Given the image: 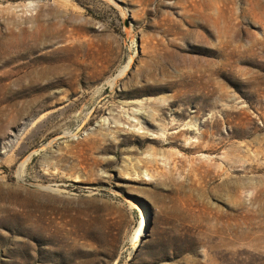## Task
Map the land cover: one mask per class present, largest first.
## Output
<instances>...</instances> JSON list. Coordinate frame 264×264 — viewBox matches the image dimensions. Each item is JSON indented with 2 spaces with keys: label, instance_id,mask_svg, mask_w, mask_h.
Returning a JSON list of instances; mask_svg holds the SVG:
<instances>
[{
  "label": "rangeland",
  "instance_id": "obj_1",
  "mask_svg": "<svg viewBox=\"0 0 264 264\" xmlns=\"http://www.w3.org/2000/svg\"><path fill=\"white\" fill-rule=\"evenodd\" d=\"M0 264H264V0H0Z\"/></svg>",
  "mask_w": 264,
  "mask_h": 264
},
{
  "label": "bare ground",
  "instance_id": "obj_2",
  "mask_svg": "<svg viewBox=\"0 0 264 264\" xmlns=\"http://www.w3.org/2000/svg\"><path fill=\"white\" fill-rule=\"evenodd\" d=\"M125 70H127V69H125ZM42 190H44V189L42 188ZM142 215H143V217H142L141 223H140V225H139V227L135 233V236H134V243H135L134 247L135 248H140V246L142 245V234L143 235L146 234L145 224L148 223V216H147L146 212H144ZM137 243H139V244H137Z\"/></svg>",
  "mask_w": 264,
  "mask_h": 264
}]
</instances>
